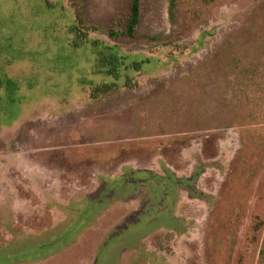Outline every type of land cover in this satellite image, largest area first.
Here are the masks:
<instances>
[{"label":"rangeland","instance_id":"1","mask_svg":"<svg viewBox=\"0 0 264 264\" xmlns=\"http://www.w3.org/2000/svg\"><path fill=\"white\" fill-rule=\"evenodd\" d=\"M129 3L0 0V264H264V0Z\"/></svg>","mask_w":264,"mask_h":264},{"label":"trees","instance_id":"2","mask_svg":"<svg viewBox=\"0 0 264 264\" xmlns=\"http://www.w3.org/2000/svg\"><path fill=\"white\" fill-rule=\"evenodd\" d=\"M74 5V4H72ZM179 0H168V15L169 21L172 25H175L177 18ZM76 8L77 17L82 21V17L86 13L84 8L80 10V7L74 5ZM142 22V0H130L129 10L127 14L120 13L114 17L112 20L109 29L108 35L112 39H119L122 36L137 38L141 35L140 26ZM138 65V64H137ZM140 66H137L139 68ZM131 78L127 77L126 84ZM118 87V84H101L98 85L93 91L94 97L100 96L101 94L109 93V91L114 90ZM260 226H256V230Z\"/></svg>","mask_w":264,"mask_h":264},{"label":"flooded vegetation","instance_id":"3","mask_svg":"<svg viewBox=\"0 0 264 264\" xmlns=\"http://www.w3.org/2000/svg\"><path fill=\"white\" fill-rule=\"evenodd\" d=\"M168 189V188H167Z\"/></svg>","mask_w":264,"mask_h":264}]
</instances>
